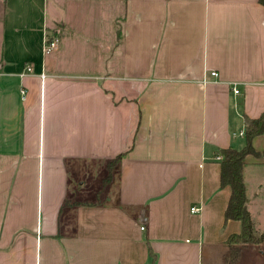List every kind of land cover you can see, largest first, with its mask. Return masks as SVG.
<instances>
[{
  "label": "crops",
  "instance_id": "obj_1",
  "mask_svg": "<svg viewBox=\"0 0 264 264\" xmlns=\"http://www.w3.org/2000/svg\"><path fill=\"white\" fill-rule=\"evenodd\" d=\"M262 113L258 0H0V264H224L241 226L219 151ZM252 146L260 234L264 132Z\"/></svg>",
  "mask_w": 264,
  "mask_h": 264
},
{
  "label": "trees",
  "instance_id": "obj_2",
  "mask_svg": "<svg viewBox=\"0 0 264 264\" xmlns=\"http://www.w3.org/2000/svg\"><path fill=\"white\" fill-rule=\"evenodd\" d=\"M259 4L264 6V0H258ZM244 139L245 144L241 149L228 147L221 149V164L219 171L220 187H228L230 190L226 208L224 210V223L228 221H238L241 229L239 233L230 234L226 238L228 252L224 258V264H237L240 251L247 245H258L263 241L264 233H255L246 209L245 188L242 178V168L244 160L248 155L260 157L262 154L254 150L252 140L254 137L264 132V113L257 118H248L244 116ZM122 155H118L107 164V175L104 178V184L110 179L111 169L120 160ZM68 204L65 202L64 205Z\"/></svg>",
  "mask_w": 264,
  "mask_h": 264
},
{
  "label": "built area",
  "instance_id": "obj_3",
  "mask_svg": "<svg viewBox=\"0 0 264 264\" xmlns=\"http://www.w3.org/2000/svg\"><path fill=\"white\" fill-rule=\"evenodd\" d=\"M57 44H58V39L56 36H53L51 38H46L44 40V44H43V54L44 55H50L52 52H54L57 49ZM30 72H31V68L29 66H26L24 74H26V73L28 74ZM209 75L211 77H216V73H214V72H211ZM43 77L44 76L41 75V78H43ZM233 91H234V93H237V90L234 89ZM21 92H22V94L25 93L24 91H21ZM218 159H220V158L218 157ZM190 211L191 212H197V209L195 207H192L190 209ZM140 230H143V227H140Z\"/></svg>",
  "mask_w": 264,
  "mask_h": 264
},
{
  "label": "rangeland",
  "instance_id": "obj_4",
  "mask_svg": "<svg viewBox=\"0 0 264 264\" xmlns=\"http://www.w3.org/2000/svg\"><path fill=\"white\" fill-rule=\"evenodd\" d=\"M256 230V229H255ZM257 232V231H256ZM262 253H264V248L261 251ZM246 260V264H253L252 260H248V258L245 259ZM245 263V262H244Z\"/></svg>",
  "mask_w": 264,
  "mask_h": 264
}]
</instances>
